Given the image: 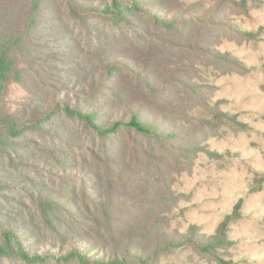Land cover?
I'll return each instance as SVG.
<instances>
[{
	"label": "rangeland",
	"instance_id": "374dc122",
	"mask_svg": "<svg viewBox=\"0 0 264 264\" xmlns=\"http://www.w3.org/2000/svg\"><path fill=\"white\" fill-rule=\"evenodd\" d=\"M90 1L97 11L109 2L79 0ZM41 7L24 76L4 93L22 133L0 176L26 191H0V246L9 224L44 259L27 260L12 241L0 264H84L47 255L49 245L69 252L70 237L122 264H264V0H144L169 25L142 13L101 19L68 0ZM104 69L117 88L110 110L177 136H102L65 112L89 107L78 91ZM94 180L98 191L86 189ZM36 185L60 207L31 195ZM227 216L226 244L200 251L196 241L218 235Z\"/></svg>",
	"mask_w": 264,
	"mask_h": 264
},
{
	"label": "trees",
	"instance_id": "16d2710c",
	"mask_svg": "<svg viewBox=\"0 0 264 264\" xmlns=\"http://www.w3.org/2000/svg\"><path fill=\"white\" fill-rule=\"evenodd\" d=\"M68 1L71 5L77 6L80 10H85L90 13L97 12V15L100 16L101 19L113 20V18L116 17L120 22L131 23L129 15L136 17L138 14L142 13L143 15L149 16L148 18L152 19L156 24L169 25L163 20H160L154 13H148L149 11L147 12L141 8V4L144 3V0H109L108 3L99 2L98 4H100V7L98 11L95 8L96 4L92 6V1H90L89 5H87L86 2L81 4L79 0ZM124 2H130L131 6H125L123 4ZM41 5H43V0H0V165L3 160L10 158V155L16 151L15 149L18 145L16 139L22 133L15 119L10 115L7 116L4 105V93L6 87L10 83H19L21 82L22 76H24L23 71L18 65L21 63V56L31 53V50L28 48V41L31 38V28L36 26L37 18L39 17V13H41ZM49 11L52 12V10ZM141 29L146 32L145 29ZM109 65L111 66L110 68H112L117 64L113 62ZM104 71L103 75L90 72L87 80L85 79V82L82 83L78 91L84 98L90 99L88 104L89 107L83 110L80 104H77L75 109L77 108L78 110L72 111L69 110L68 107H65V112L81 119L87 125L99 131L102 136L116 133L120 129H132L146 136L161 139H174L177 136L174 131L168 132L167 130L147 125L138 117L137 111L131 113L129 120H122L119 118L120 111H115L116 109L110 110L108 106L112 104L111 98L116 95L117 88L113 86L114 78L107 74L106 69H104ZM94 97L101 98L102 104L98 102L91 103V100L95 101ZM77 102H81V100L77 99ZM111 112L116 114V118L111 115ZM102 119H106L108 125H103L104 122L99 123V120L103 121ZM63 159L64 158H62L61 161H63ZM97 184L96 180L87 181L85 183V188L98 191ZM37 187L38 185L30 192L31 195H36L38 198L45 196L46 199L43 202L51 211L54 207H60V202L56 200L50 201L45 193L43 194L37 190ZM22 190L26 191L25 188H19L18 185H15L11 180L1 178L0 176L1 193L4 191H15V193H17ZM64 202L67 201L63 200L61 205H64ZM72 204L73 203L70 205ZM98 204L102 205L100 201H98ZM75 212L77 211L69 210V213L77 217L79 214ZM230 218V216L226 217L218 230V235L209 238L205 245H202L201 241H196L200 251L207 252L209 249L222 247L226 244L223 230ZM7 226L9 230L4 231V236L9 237L10 240L5 239V243L0 246V253L5 256L13 255V241L18 249H20L19 251L24 258L34 262H42L44 256L37 253L30 255L25 249H22L21 241L16 238L15 233L12 231L13 226L9 224ZM69 240L72 249L65 255L57 254L60 249L49 244L48 245L51 246L52 249H49L47 255L55 259L58 263H67L72 257L81 260L84 264H110L109 261L113 264L123 263L119 261V257L116 253L111 254L109 258H106L108 260H105V255L103 256L101 251L98 250V253L94 256L91 251H85L87 248L86 244H79L72 237H70Z\"/></svg>",
	"mask_w": 264,
	"mask_h": 264
}]
</instances>
